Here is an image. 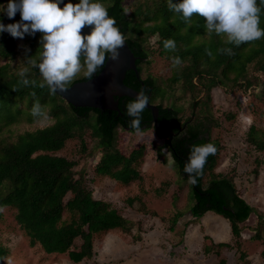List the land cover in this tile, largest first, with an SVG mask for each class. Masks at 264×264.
I'll return each instance as SVG.
<instances>
[{
	"label": "trees",
	"instance_id": "trees-1",
	"mask_svg": "<svg viewBox=\"0 0 264 264\" xmlns=\"http://www.w3.org/2000/svg\"><path fill=\"white\" fill-rule=\"evenodd\" d=\"M63 1L79 3V0ZM7 2L8 0H0L3 5ZM91 2L102 3L107 8L108 15L116 21L114 26L123 34L129 48L137 57L139 75L136 77L132 70L126 71L124 83L141 90L148 97L149 103L157 105V120L174 132L168 144V133L154 130L150 110L145 108L141 113L140 129L152 128L155 136L164 140L160 147L168 150L178 174L190 187L192 205L189 211L192 217L198 218L207 211L217 213L228 219L231 234L236 239L240 238V222L255 212V209L238 195L232 181L221 174L210 173L207 185L203 186L202 183L205 172L212 170L214 166L219 150L217 142L208 140L205 123L191 124L188 122L189 118L181 121L179 108L154 102L155 98L163 97L165 91L153 76H141V64L147 61L150 54L145 49L149 47L148 39L155 37L161 56L169 58L172 64L177 57L181 62L174 66L175 70L167 80L166 87L170 88L179 83L180 88L193 94L203 92L198 101H195L197 95H193V108L197 105L206 106L210 91L216 86L224 89L232 85L246 88L256 82L262 85L264 91V82H260L257 75L252 76L253 80L247 78L248 66L253 62L258 65V71L264 74V38L239 46L225 43L226 37L207 32L204 18L193 14L191 20L186 22L182 14L169 9L168 0L136 1L129 13L125 10L123 0ZM180 2L181 0H171L172 4ZM257 5L261 9L259 27L264 29V4L257 0ZM19 20V12L11 20L0 12V22L5 25ZM205 34L207 37H203ZM42 35L40 32L32 35L25 33L24 38L20 39L13 38L7 32L0 33V59L4 60L0 64V135L11 124L22 120L33 122L45 107L47 113L54 118L52 124L18 133L13 140L0 137V208L8 206L15 209V221L28 236L30 245L37 243L46 253L67 252L71 261L79 262L83 258L91 257L93 234L116 228L126 231L129 230L131 222L110 203L93 197L92 191L84 185L83 169L77 173L73 171L75 161L54 153L64 146L67 139L77 136L82 140V127L89 123L92 136L97 139L96 146L101 152L94 166L95 172L126 184L139 178V172L133 164L142 155L144 148L140 145L125 154L115 147L118 128L136 132L131 127L135 117L127 114V105L135 101L134 99L116 97L118 111L73 107L56 93L51 94L46 84L40 87L44 83L42 74L31 61L35 60L36 65L39 64ZM169 39L175 42L174 50L164 48V41ZM18 40H22L19 47ZM20 47L26 60L24 64H12L18 57ZM229 49L233 55L228 54ZM21 71L24 72L23 76L19 75ZM230 72L233 74L232 78L228 77ZM88 78L90 77L83 74L66 86ZM24 80L28 81L26 85ZM37 102L40 109L33 117L31 110ZM246 139L255 149H264V133L253 125L249 126ZM207 143H212L217 151L207 157L202 174L196 178L197 183L190 184L189 173L184 171V167L190 162L194 148ZM192 175L195 176V173ZM64 212L69 214L67 220L63 218ZM256 215L257 220L264 224L263 214ZM77 237H80L81 244L76 250L72 247ZM253 237L262 236L255 233ZM213 244L216 247L230 246L227 242ZM238 244L236 241L237 247ZM209 250L210 247L206 245L205 251ZM6 255V247L0 245V264H3ZM240 258L244 259L243 253ZM218 264H226V259L220 258Z\"/></svg>",
	"mask_w": 264,
	"mask_h": 264
},
{
	"label": "rangeland",
	"instance_id": "rangeland-1",
	"mask_svg": "<svg viewBox=\"0 0 264 264\" xmlns=\"http://www.w3.org/2000/svg\"><path fill=\"white\" fill-rule=\"evenodd\" d=\"M136 1L143 0H123L127 13ZM21 43L22 40H18V47ZM148 46L145 49L150 54L141 64V76H153L165 91L164 96L155 98L154 102L179 108L181 121L189 118L191 124L205 123L208 140L218 144L214 166L205 172L203 186L207 185L210 173L221 174L232 181L238 195L255 209L240 222L241 237L236 239L231 234L228 219L217 213L207 211L198 218L192 217L190 187L178 174L168 150L160 147L164 140L157 138L152 128L141 130L142 135L116 130L115 147L121 152L127 154L140 145L144 148L133 164L139 178L124 184L96 173L94 166L101 152L87 123L82 127V140L77 136L67 139L54 154L75 161L73 171L76 173L83 169L85 187L92 191L94 198L110 203L128 219L129 230L116 228L93 234L91 257L73 262L67 252L46 253L39 244L30 245L28 236L15 221V209L3 207L0 208V245L7 249L3 264L8 257L13 264H218L220 258H225L226 264H264V224L256 215L262 213L264 217V149H255L246 139L250 125L264 133L262 85L252 82L246 88L232 85L228 89L216 86L211 89L206 106L193 108V103L204 93L194 92L197 98L192 103L194 94L180 88L179 83L166 87L175 67L169 58L158 53L155 37L148 39ZM14 60L12 64H24L26 58L21 47ZM84 61L85 55L80 56L81 65ZM3 63L0 59V64ZM258 69L256 63H251L247 78L257 75L259 81L264 82V74ZM83 71L76 77L82 76ZM228 77L232 78L233 74L230 72ZM47 112L45 107L33 122L22 120L11 124L3 129L0 137L13 140L18 133L52 124L54 118ZM242 113L253 118L250 125L239 119ZM45 114L48 119L42 120ZM68 217L64 212L63 218ZM255 233L262 237L254 238ZM218 242H227L230 246H214L213 243ZM80 244V237L75 238L72 249H79ZM206 245L210 247L208 252ZM241 253L244 254L242 260Z\"/></svg>",
	"mask_w": 264,
	"mask_h": 264
},
{
	"label": "clouds",
	"instance_id": "clouds-1",
	"mask_svg": "<svg viewBox=\"0 0 264 264\" xmlns=\"http://www.w3.org/2000/svg\"><path fill=\"white\" fill-rule=\"evenodd\" d=\"M63 0H8L6 5L0 4V12L8 19H14L17 12L20 20L5 25L0 22V33L7 32L13 38H24L25 33L30 35L42 33V51L39 53L41 62L38 66L44 83L51 94L57 90L63 91L78 74L84 69V75L91 77L99 67L104 65L106 54L111 53L113 60L117 59L118 48L124 45V37L115 27L116 21L108 15L107 8L99 2L79 0V3L68 2L61 8ZM264 4V0H260ZM169 9L182 14L188 22L193 14L204 18L205 28L209 34L215 32L218 36L226 37L225 43L236 46L242 43L264 38V29L259 27L261 9L257 0H181L172 4L168 0ZM93 26L90 34L82 35L81 29ZM164 48L174 50L175 42L165 40ZM84 51V65L80 63V53ZM229 55L234 53L229 49ZM211 56V53L208 52ZM180 59L174 58L173 65H179ZM20 76L24 72L19 73ZM23 83L26 85L27 80ZM34 95V93H33ZM148 106V97L140 92L136 100L127 105L129 116L135 117L131 127L136 133L142 135L140 129V115ZM40 109L37 102L33 105L31 114L35 117ZM47 114L42 120H47ZM239 119L249 125L252 117L241 114ZM217 149L212 143L195 147L190 156V162L185 165L184 171L189 173L190 184L197 183V177L202 174L207 157L214 155ZM195 173V176L192 175ZM6 264H13L10 257L5 258Z\"/></svg>",
	"mask_w": 264,
	"mask_h": 264
},
{
	"label": "water",
	"instance_id": "water-1",
	"mask_svg": "<svg viewBox=\"0 0 264 264\" xmlns=\"http://www.w3.org/2000/svg\"><path fill=\"white\" fill-rule=\"evenodd\" d=\"M66 3L68 2L63 1L59 6L62 8ZM92 28L93 26L85 25L81 29V34H90ZM117 51L119 56L115 60L111 58V53H107L104 65L98 73L86 80L75 81L66 86L65 90H57L56 94L73 107H88L98 110L108 109L118 111V100L116 97L126 96L136 100L137 94L142 91L126 85L123 80L128 70H132L136 77H138L139 74L136 67L137 57L133 54L125 39L124 45L118 48ZM82 55H85L83 50L80 53V56ZM146 108L151 112L154 130L166 131L168 133L167 142L169 144L174 132L157 120V105L148 102ZM182 128H184V125Z\"/></svg>",
	"mask_w": 264,
	"mask_h": 264
}]
</instances>
